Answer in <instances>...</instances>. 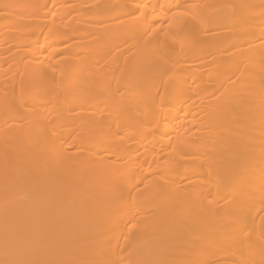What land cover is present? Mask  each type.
Segmentation results:
<instances>
[{
	"label": "bare ground",
	"instance_id": "obj_1",
	"mask_svg": "<svg viewBox=\"0 0 264 264\" xmlns=\"http://www.w3.org/2000/svg\"><path fill=\"white\" fill-rule=\"evenodd\" d=\"M0 264H264V0H0Z\"/></svg>",
	"mask_w": 264,
	"mask_h": 264
}]
</instances>
